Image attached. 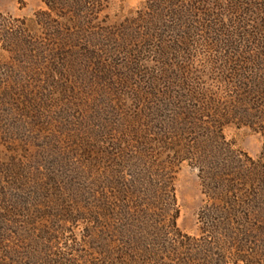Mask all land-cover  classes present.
<instances>
[{"label": "rangeland", "instance_id": "374dc122", "mask_svg": "<svg viewBox=\"0 0 264 264\" xmlns=\"http://www.w3.org/2000/svg\"><path fill=\"white\" fill-rule=\"evenodd\" d=\"M254 1L62 0L54 13L48 0H0L6 25L25 22L27 52L15 61L0 45V264L104 259L114 232L99 236L79 222V200L109 179V141L148 91L146 100L169 105L186 84L212 93L229 112L222 135L230 150L243 166L264 164V0ZM235 2L240 16L228 11ZM55 67L68 74L63 90L51 81ZM173 183L178 231L202 240L198 171L182 163Z\"/></svg>", "mask_w": 264, "mask_h": 264}, {"label": "trees", "instance_id": "16d2710c", "mask_svg": "<svg viewBox=\"0 0 264 264\" xmlns=\"http://www.w3.org/2000/svg\"><path fill=\"white\" fill-rule=\"evenodd\" d=\"M48 2L60 6L62 0ZM250 2L255 1L249 0L253 6ZM240 4H229L228 11L240 16ZM56 7L49 10L55 13ZM6 21L10 20L0 14V45L20 60L27 53L20 49L25 47L21 35L25 22L13 19L8 26ZM240 62L233 61L238 67ZM65 71L55 67L58 76L52 72L51 81L63 83H54L57 89L63 90L68 80ZM192 85L176 88L185 95L174 97L173 105L146 100L145 96L152 97L149 91L141 99L136 96L141 108L109 141L115 152L111 162L119 164H112L104 173H111L109 179L99 178L97 190H87L88 197L79 200V222L95 224L99 236H109V228L110 234L114 232L100 250L104 259L99 264H264V236L259 238L264 235V164L243 166L222 135L228 110H220L215 95ZM239 101L235 97L234 103ZM182 163L198 171L207 198L199 213L205 237L199 241L183 237L176 227L173 181ZM57 207L64 214L70 212ZM153 232L160 235L149 237Z\"/></svg>", "mask_w": 264, "mask_h": 264}]
</instances>
